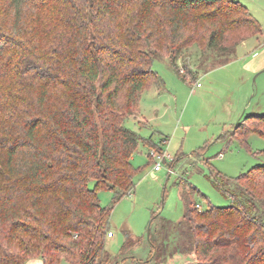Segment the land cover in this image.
<instances>
[{"label": "trees", "instance_id": "obj_1", "mask_svg": "<svg viewBox=\"0 0 264 264\" xmlns=\"http://www.w3.org/2000/svg\"><path fill=\"white\" fill-rule=\"evenodd\" d=\"M262 33L237 0H0V264L148 261L111 256L113 207L99 191L131 193L141 141L163 151L126 125L147 84H164L154 60L164 49L175 59L200 34L208 55ZM252 132L264 137V114L229 135ZM212 181L233 201L202 208L197 187L185 190L187 249L197 264H264V164ZM159 237L151 231L150 254L163 251Z\"/></svg>", "mask_w": 264, "mask_h": 264}, {"label": "rangeland", "instance_id": "obj_2", "mask_svg": "<svg viewBox=\"0 0 264 264\" xmlns=\"http://www.w3.org/2000/svg\"><path fill=\"white\" fill-rule=\"evenodd\" d=\"M237 1L260 22L261 35L243 41L231 53L212 50L207 55L200 34L199 45L184 48L175 59L164 49L154 60L153 68L164 84H147L126 125L160 144L163 151L150 141H141L132 157L137 172L131 193L115 201L114 191H99L101 204L113 207L110 228L114 236L107 237L106 247L114 258H149L137 264H197L184 233L189 227L184 218L185 190L197 187L193 200L202 208L228 206L232 197L215 187L214 174L235 178L264 164L262 135L252 132L246 140L229 135L244 116L264 114V0ZM50 24L46 33L53 30ZM197 81L201 86L194 87ZM3 84L7 80L0 78ZM152 151L172 157L160 172L151 173L156 159ZM94 183L90 182L91 188ZM149 227L154 233L158 230L160 242L166 243L163 251L152 256ZM26 264L44 263L33 257ZM61 264L70 263L63 260ZM124 264L133 262L129 258Z\"/></svg>", "mask_w": 264, "mask_h": 264}, {"label": "built area", "instance_id": "obj_3", "mask_svg": "<svg viewBox=\"0 0 264 264\" xmlns=\"http://www.w3.org/2000/svg\"><path fill=\"white\" fill-rule=\"evenodd\" d=\"M198 86H201V83L200 82H196V84L194 85V87H198ZM153 153H152V155H153V157H154V159H155V166H154V169L155 170H161V169H163V164L167 161V159H169V160H172V157L169 155V154H167V153H163V154H155V151H152ZM200 206V205H199ZM113 232H109V236H113Z\"/></svg>", "mask_w": 264, "mask_h": 264}, {"label": "crops", "instance_id": "obj_4", "mask_svg": "<svg viewBox=\"0 0 264 264\" xmlns=\"http://www.w3.org/2000/svg\"><path fill=\"white\" fill-rule=\"evenodd\" d=\"M244 43H246V41H245ZM244 43H243V44H244ZM194 89H195V88H194ZM194 89H193V90H194ZM165 141H166V140H165ZM154 171H155V173H156V172H160V171H162V169H161V170H155V169H154V170H151V173H154ZM113 236H114V234H113ZM113 236H110V237H113Z\"/></svg>", "mask_w": 264, "mask_h": 264}, {"label": "water", "instance_id": "obj_5", "mask_svg": "<svg viewBox=\"0 0 264 264\" xmlns=\"http://www.w3.org/2000/svg\"><path fill=\"white\" fill-rule=\"evenodd\" d=\"M150 232H151V227H149V235H150Z\"/></svg>", "mask_w": 264, "mask_h": 264}]
</instances>
